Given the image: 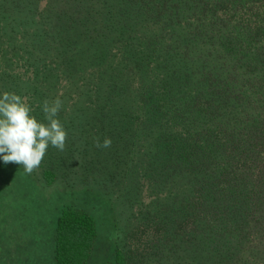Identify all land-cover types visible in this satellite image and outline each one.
<instances>
[{"label":"trees","instance_id":"1","mask_svg":"<svg viewBox=\"0 0 264 264\" xmlns=\"http://www.w3.org/2000/svg\"><path fill=\"white\" fill-rule=\"evenodd\" d=\"M4 92L41 123L62 102L43 160L117 190L115 264H264V0H0ZM97 237L62 208L54 264H89Z\"/></svg>","mask_w":264,"mask_h":264},{"label":"rangeland","instance_id":"2","mask_svg":"<svg viewBox=\"0 0 264 264\" xmlns=\"http://www.w3.org/2000/svg\"><path fill=\"white\" fill-rule=\"evenodd\" d=\"M57 91L59 94V89ZM90 129V126L85 128V137H89ZM51 163L42 160L37 169L27 174L22 165L5 164L0 158V174L10 175L5 178L6 189L0 187V264H54L57 220L64 207L82 209L95 218L98 237L89 264H115L117 241L126 243L127 226L132 223L126 214L125 202L121 206L120 200H116L117 190L107 186V179L86 178V166L78 168L77 161V164L57 163L54 167ZM58 165L67 169L66 174L61 172L65 176L60 180ZM98 166H106V162L101 160ZM49 169L56 175L50 183L43 177L44 171ZM148 177L153 184V173ZM135 187L137 184L132 188ZM145 195L143 192L142 196ZM145 201L149 208L151 199Z\"/></svg>","mask_w":264,"mask_h":264},{"label":"clouds","instance_id":"3","mask_svg":"<svg viewBox=\"0 0 264 264\" xmlns=\"http://www.w3.org/2000/svg\"><path fill=\"white\" fill-rule=\"evenodd\" d=\"M62 102L51 104L45 100L43 112L47 123L38 122L30 115L31 108L15 93L0 95V158L5 164L22 165L25 173L37 169L51 145L60 151L65 149L67 133L56 118ZM97 146L108 148L111 139L105 138Z\"/></svg>","mask_w":264,"mask_h":264}]
</instances>
